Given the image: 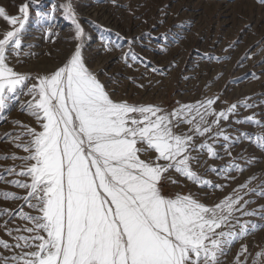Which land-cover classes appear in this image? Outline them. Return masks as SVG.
Here are the masks:
<instances>
[{"label":"snow or ice","instance_id":"6c2138e0","mask_svg":"<svg viewBox=\"0 0 264 264\" xmlns=\"http://www.w3.org/2000/svg\"><path fill=\"white\" fill-rule=\"evenodd\" d=\"M33 2L22 4L19 15H9L0 6V18L12 26L0 38V114L22 93L30 99L20 102V110L36 125L12 121L19 131L5 137L24 153L4 159L21 161L6 174L26 178L9 181L25 195L5 193L6 199L24 203L15 213L5 209L0 215L18 217L25 226L3 225L14 242L0 239V248L10 253H0V264H226L231 248L251 234L249 222L241 217L264 212V207L249 211L253 201L245 199L251 194L264 198V182L250 187L249 180L223 199L208 203L209 189L223 190L225 185L203 179L193 164L200 162L202 153L221 158L213 145H197L196 139L212 133V126L218 128L221 120L227 121L237 105L217 113L213 98L180 104L174 110L114 99L88 66L83 54L86 31L71 2L59 6L75 28V42L61 63L44 74L16 71L9 58L23 53V31ZM56 11L53 6L48 19L54 20ZM37 16L39 21L45 19L40 13ZM48 34L53 35L51 26ZM154 39L166 43L167 34ZM122 59L128 67H132L129 60L148 66L131 50ZM235 122L261 124L253 116ZM182 125L189 126L190 134L175 131ZM220 137V147L226 151L240 140L220 131L212 139ZM257 140L264 148V136ZM207 171L227 180L234 178L230 173L245 168L229 164ZM173 173L199 185L197 192L203 196L191 191L166 193ZM248 255L241 243L233 264H248L241 259ZM252 264H264V250Z\"/></svg>","mask_w":264,"mask_h":264},{"label":"rangeland","instance_id":"374dc122","mask_svg":"<svg viewBox=\"0 0 264 264\" xmlns=\"http://www.w3.org/2000/svg\"><path fill=\"white\" fill-rule=\"evenodd\" d=\"M27 2L29 0H0V6L9 15H19V7ZM68 2L72 3L86 31L83 54L88 66L98 73L114 99L151 103L174 110L180 104L213 98L217 113L232 104L237 105L236 112L230 114L227 121L221 120L218 128L212 126V133L196 139L197 145H213L221 156L213 159L202 153L200 162L193 164V170L203 179L225 185L223 190L209 189L211 200L208 203L217 197L223 199L249 180H252L250 187H258L264 182V148L258 146L257 140V137L264 136V3L261 0H115V3L112 0H35L30 3V16L23 31V53L18 58H9L10 66L16 71L44 74L61 63L75 42L74 25L59 7ZM53 6L57 11L55 19L50 20L48 14ZM37 13L44 15L45 19L39 21ZM49 26L53 33L51 37ZM11 27L0 18V38ZM162 34H167L166 43L154 39ZM174 40L177 42L173 43ZM162 47L166 50L161 51ZM130 50L148 66L129 60L132 67H128L122 57ZM205 55L220 59H205ZM246 56L249 58L245 59ZM153 67L163 71L154 72ZM27 99L30 97L21 93L20 100L13 101L9 109L0 114V177H3L0 180V210L13 213L24 202L6 199L5 193L22 196L25 190L14 187L9 181L26 178L6 174V169L20 165L21 161L4 157L24 153L5 137L19 131L12 121L36 127L33 118L19 107L20 102ZM246 104L254 107H245ZM249 116L261 124L235 122L245 121ZM175 131L190 134L188 125ZM217 131L233 139L240 137L239 142L228 149L231 155L220 147L222 137L212 139ZM250 160L254 163H249ZM229 164H239L245 171L232 172L230 176L234 178L227 180L207 171L210 167L222 169ZM198 188L199 185L173 173L164 191L182 194L191 191L203 196L197 192ZM245 199L253 201L248 205L249 211L264 207L262 197L251 194ZM24 211L29 209L24 207ZM262 216L264 212L241 217L242 222H249L251 234L231 248L226 264H233L241 243L247 246L249 253L241 259H247L248 264H252L256 254L264 250ZM5 222L12 229L23 228L25 222L18 217L9 219L0 215V239L13 243L3 227ZM0 253L10 254L2 248Z\"/></svg>","mask_w":264,"mask_h":264}]
</instances>
